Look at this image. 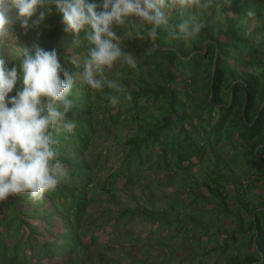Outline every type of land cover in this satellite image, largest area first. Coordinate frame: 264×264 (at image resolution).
<instances>
[{
	"label": "trees",
	"instance_id": "obj_1",
	"mask_svg": "<svg viewBox=\"0 0 264 264\" xmlns=\"http://www.w3.org/2000/svg\"><path fill=\"white\" fill-rule=\"evenodd\" d=\"M197 10L185 9L183 15L206 27L188 43L170 37L164 27L152 46L128 36L127 27L114 28L124 36V50L136 56L137 67L117 61L106 75L132 99L107 87L91 89L77 78L69 97L76 106L66 114L76 128L71 134L53 130L68 178L40 201L21 193L0 202V264H87L96 251L109 264H121L116 258L124 253L111 259L104 249L115 254L116 244L128 240L138 248L152 241L161 246L156 257L132 264H264V0H231L230 5L213 0L211 7ZM249 10L255 15L248 16ZM181 19L179 9L169 12L170 23ZM64 29L62 14L53 7L39 29L24 34L16 25L18 41L9 45L31 47V37L39 34L41 47L56 49L62 66L82 75L87 42L72 45L73 36ZM15 64L19 67V59L9 67ZM15 93L14 88L9 97ZM111 95L122 102L112 105ZM126 129V136L114 133ZM110 134L121 146V157L100 188L112 193L164 182L175 185L176 200L159 209L124 207L93 226L90 185L105 163L91 146ZM215 151L232 158L211 161ZM232 162L242 166L239 175L226 171ZM187 195L193 196L190 209L181 212ZM212 226L218 227L211 231ZM176 241L203 251L177 259ZM125 254L130 258L133 251Z\"/></svg>",
	"mask_w": 264,
	"mask_h": 264
},
{
	"label": "clouds",
	"instance_id": "obj_2",
	"mask_svg": "<svg viewBox=\"0 0 264 264\" xmlns=\"http://www.w3.org/2000/svg\"><path fill=\"white\" fill-rule=\"evenodd\" d=\"M212 4L213 0H102L101 4L87 0H0V202L21 193L40 201L68 178L53 130L71 134L76 128V120L66 114L76 106L69 97L78 77L91 89L107 87L123 93L126 101L132 99L121 84L106 75V69L117 61L137 67L136 56L124 50V36L117 35L114 28L127 27L128 36L148 40L152 46L158 40V30L164 27L170 37L188 43L206 25L195 16H184V10ZM224 4L230 5L231 0H224ZM53 7L62 14L64 30L72 34V45L81 47L87 42L82 75L70 73L56 49L46 50L38 42L31 47L17 46L19 67H9L15 62L7 58L9 41L13 37L18 41L14 27L19 25L24 34L39 29ZM176 9L182 19L172 24L169 12ZM247 15L255 13L249 10ZM71 62L80 66L76 59ZM14 88L15 95L9 97ZM109 100L114 106L122 102L119 95H111Z\"/></svg>",
	"mask_w": 264,
	"mask_h": 264
},
{
	"label": "rangeland",
	"instance_id": "obj_3",
	"mask_svg": "<svg viewBox=\"0 0 264 264\" xmlns=\"http://www.w3.org/2000/svg\"><path fill=\"white\" fill-rule=\"evenodd\" d=\"M197 9H198L197 10L198 12H201V11H204L205 8H197ZM16 33L17 32L15 31V34ZM116 33L117 35H119L117 31ZM39 37H40L39 34H34L30 39V42H32L31 45L38 42ZM14 39L15 38L13 37V39L10 40L11 43L15 41ZM11 43L9 42L10 45ZM17 46L21 47V45L18 44V45H12L8 48V55H9L8 59L18 60V57L21 55V53H20V49ZM26 46L27 45H25L24 47ZM121 82L123 81L121 80ZM105 96L106 94L104 92H101V95L99 96V98L101 97L100 99H104ZM116 132H122L123 136L130 134V131L127 129L114 131V133ZM120 147L121 146H119V144L115 143L113 139V134L107 135L105 139L102 138V140H100L99 142L91 146V152L98 156L100 155L99 161L101 163H105L104 165L105 168H102V170H100L99 176L94 180L93 184L90 185L92 189L91 196H92L93 201L91 205L89 206L88 210L92 213V219L95 221V224H93V226L100 225L102 220L112 219L113 217L117 216L119 212L122 210V208L124 207H131L134 209L138 207L148 208L150 206H153L155 209H159L160 204L163 203L164 205H169L170 203H172L174 199L176 200V197H174V195L172 194L177 191V189L175 188V185H166L164 182L163 184L159 182L154 183L151 187H144L141 185H136L128 189L119 188V189H116L112 193L106 192L103 189H101L100 185L103 184L105 179L119 165L118 163L121 157ZM225 148L227 149L228 146H226ZM107 157H108V160H107ZM215 158H220V159L223 158L224 160L226 159L230 160L232 156L228 152L215 151L211 153L210 160L213 161L215 160ZM241 167L242 166L240 164H236L232 162L230 166L226 169V171L228 173L233 172L234 174L239 175L241 172ZM203 168L206 169L205 165H203ZM182 197L183 199L181 201L182 205L180 206V211L182 212L183 207L185 206L188 208L186 210L189 211L190 207H188L187 205L191 203V201L193 200V196L187 195V196H182ZM141 225L139 226L141 227ZM142 227L144 229H148L150 225H143ZM216 227L212 226L211 231H214L215 229H217ZM102 234H103V231L101 230L97 231V235L101 236ZM102 237H104V235H102ZM184 237H189V234L180 236L179 238L182 239ZM180 239H177V240L181 241ZM178 241H176L174 243L175 246H173L174 249H179L180 251L178 252L179 255L177 256V259H179L181 255H184V256L187 255L189 257L191 255H194L197 252L201 253L203 251V249L199 248V246H193L191 242H187V244L184 247ZM139 245L141 246V244H138V246ZM115 247H117L114 252L115 254L110 253L109 250H106V249H104V251L107 254V256L111 257V259L116 258L117 257L116 254L119 255V254L124 253L123 257L121 256L120 258L118 257L116 258V260L121 262V264H126V263L132 264L134 261L147 260L151 257H156L157 253L159 252V249H161V246L156 241L148 242L147 248L143 246L141 248L135 247L132 244L131 240L125 241L124 243H121V244L118 243L116 244ZM128 248L133 251V254H131L130 258L125 254ZM174 262L175 261L173 260L171 264H175ZM219 262L220 261H218L216 264H223ZM86 263L87 264H109V262L106 259H104L103 257H100L97 251L88 255ZM142 264H145V262ZM210 264H214V261H212V263Z\"/></svg>",
	"mask_w": 264,
	"mask_h": 264
}]
</instances>
